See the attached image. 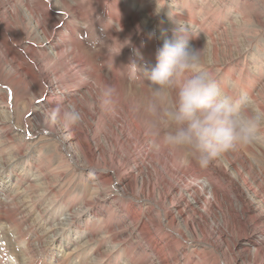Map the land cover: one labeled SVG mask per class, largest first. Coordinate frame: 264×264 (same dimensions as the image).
Returning <instances> with one entry per match:
<instances>
[{
  "label": "rangeland",
  "instance_id": "rangeland-1",
  "mask_svg": "<svg viewBox=\"0 0 264 264\" xmlns=\"http://www.w3.org/2000/svg\"><path fill=\"white\" fill-rule=\"evenodd\" d=\"M25 5L56 18L54 27L48 25L50 39L29 17L15 13V7L24 13ZM177 34L202 49L204 67L224 95L246 98V110L264 117V0H0V264H159L153 247L141 237L142 229L132 222L138 214L146 220L151 208L150 232L157 233L161 223L184 249L200 252L192 262L229 264L235 257L236 264H243L245 255L232 243L233 255L225 258L217 248L221 242L213 247L166 227L167 212L176 216L181 204L160 205L133 187L124 192L128 178L87 164L76 149L77 138L66 134L62 121L52 115L56 106L70 107L84 97L87 82L49 100L40 91L41 76L27 73L35 67L40 74L37 65L48 64L44 58L51 60L60 50L54 45L71 48L77 43L95 70L120 84L113 103L101 104V124L118 111L146 131L137 102L147 95V81L138 69L154 66L165 40ZM30 47L38 58L43 55L37 59L40 64L29 59ZM12 54L26 61L15 62ZM71 65L76 69V63ZM97 83L95 95L102 103L104 87ZM87 99L83 108L91 109L93 102ZM164 131L153 137L161 140ZM245 147L254 152L249 156L253 164L264 166V129L252 144L234 151L246 156ZM103 176L111 181L101 180ZM247 180L241 188L255 198L257 186ZM70 214L75 219L65 225Z\"/></svg>",
  "mask_w": 264,
  "mask_h": 264
},
{
  "label": "bare ground",
  "instance_id": "bare-ground-1",
  "mask_svg": "<svg viewBox=\"0 0 264 264\" xmlns=\"http://www.w3.org/2000/svg\"><path fill=\"white\" fill-rule=\"evenodd\" d=\"M10 1L12 0H6L8 3ZM24 7L26 13L25 11L21 13L18 7L13 9L22 19L25 16L29 17L36 25V29L40 28L46 39H50L52 32L48 29V25L54 27L56 18L52 17V14L44 17V13L37 12L28 5ZM76 45L77 43H74L71 48H67L66 45L58 44L57 47L54 45L60 50L55 51L53 57H50L51 60L42 57L43 55L39 57L49 62L42 66L37 65L40 74L33 65L34 70L27 73L30 75L31 71H34L35 75L41 76L39 77L42 78L43 85L40 91L43 94L47 93L49 100L54 97L59 99V94L63 95L71 88L87 82L86 95L70 103V107L82 112V119L76 125L65 127L66 134L73 139L77 138L76 149L87 164L97 165L104 170L113 169L119 176L128 178L124 192L133 187L141 190L143 197L157 201L160 205L181 204L182 207L176 209V216L172 211L167 212L169 219L167 218L166 227L178 232L183 238L200 239L213 247L217 242H221V247L217 246V248L226 253L225 258L230 254L233 255L230 246L232 243L233 247L239 248V255H245L243 264H264V209H259V207L264 208V166L261 163L255 166L250 160L249 156L254 152L246 147V156L232 151L222 155L224 160L219 157L209 167L201 169L190 154L170 151L161 140L158 141L146 131L140 130L134 119H131L130 123L118 111L113 116H108V122L101 124L102 103H100L101 98L95 95V84L97 86V82L100 81L104 89L112 87L115 91L119 90L120 84L104 75L101 69L95 70L89 64L88 57H84ZM26 51L31 61L40 64L34 47ZM11 57L15 62L17 59L26 61V58L21 59L16 54H12ZM71 63L77 64L76 69L71 67ZM87 96L93 102L91 109L83 108L85 105L82 101L87 102ZM131 102L134 103L135 100L132 99ZM37 119L41 120L42 117L39 115ZM93 123L96 124V130ZM81 133L85 138L82 142L79 139ZM153 145L157 146L158 157L157 154L154 155L156 148L154 147V151ZM103 177H100L101 180L111 181ZM249 177L258 189L252 192L256 199L241 188V184H248ZM185 193L192 201L186 199ZM91 204V202L85 203L86 208ZM152 213L151 208L146 220L138 214L132 222L135 229H142L141 237L146 239L148 248L153 247L154 257L159 264H198L197 261H191L198 253L197 249H184L182 242L175 238L174 234L162 229L161 223L156 225L159 229L157 233L150 232ZM74 219L75 216L70 214L65 225L73 222ZM53 236L55 238L57 234ZM199 258L201 259L200 255ZM234 260L229 264H236ZM207 264L220 263L214 261Z\"/></svg>",
  "mask_w": 264,
  "mask_h": 264
},
{
  "label": "clouds",
  "instance_id": "clouds-1",
  "mask_svg": "<svg viewBox=\"0 0 264 264\" xmlns=\"http://www.w3.org/2000/svg\"><path fill=\"white\" fill-rule=\"evenodd\" d=\"M138 71L147 81V95L137 102L145 115L146 133L160 136L166 129L162 144L170 151L187 152L201 169L252 144L264 129V117L246 110V98L222 93L215 76L204 67L202 49L185 34L165 40L155 65ZM114 91L103 90V106L113 103ZM52 115L59 116L65 127L82 119L74 107L60 105Z\"/></svg>",
  "mask_w": 264,
  "mask_h": 264
}]
</instances>
